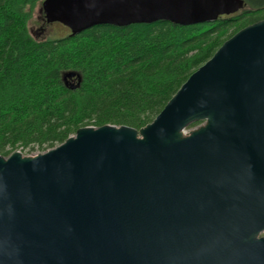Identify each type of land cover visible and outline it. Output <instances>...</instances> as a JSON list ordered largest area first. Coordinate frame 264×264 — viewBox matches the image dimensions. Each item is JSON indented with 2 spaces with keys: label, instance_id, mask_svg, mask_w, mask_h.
I'll list each match as a JSON object with an SVG mask.
<instances>
[{
  "label": "water",
  "instance_id": "obj_1",
  "mask_svg": "<svg viewBox=\"0 0 264 264\" xmlns=\"http://www.w3.org/2000/svg\"><path fill=\"white\" fill-rule=\"evenodd\" d=\"M244 6L44 0L41 11L73 37L213 23ZM263 232L264 19L226 40L140 130L87 126L44 153L0 156V264H264Z\"/></svg>",
  "mask_w": 264,
  "mask_h": 264
},
{
  "label": "trees",
  "instance_id": "obj_2",
  "mask_svg": "<svg viewBox=\"0 0 264 264\" xmlns=\"http://www.w3.org/2000/svg\"><path fill=\"white\" fill-rule=\"evenodd\" d=\"M43 1L0 0V156L5 158L16 151L44 153L82 127L140 130L226 40L264 19V0H243L241 11L213 23L103 25L73 37L69 32L35 40L28 24Z\"/></svg>",
  "mask_w": 264,
  "mask_h": 264
},
{
  "label": "rangeland",
  "instance_id": "obj_3",
  "mask_svg": "<svg viewBox=\"0 0 264 264\" xmlns=\"http://www.w3.org/2000/svg\"><path fill=\"white\" fill-rule=\"evenodd\" d=\"M29 32L35 40L43 39H59L68 35L69 30L59 23L45 24L44 17L41 11V5L37 6L33 12L32 18L28 24ZM39 153H33L36 155ZM24 156H32L25 155ZM264 236V233H261Z\"/></svg>",
  "mask_w": 264,
  "mask_h": 264
},
{
  "label": "flooded vegetation",
  "instance_id": "obj_4",
  "mask_svg": "<svg viewBox=\"0 0 264 264\" xmlns=\"http://www.w3.org/2000/svg\"><path fill=\"white\" fill-rule=\"evenodd\" d=\"M264 233V232H263ZM261 236V235H260ZM264 237V236H263Z\"/></svg>",
  "mask_w": 264,
  "mask_h": 264
}]
</instances>
